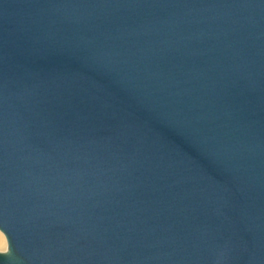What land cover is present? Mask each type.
<instances>
[{
	"label": "water",
	"instance_id": "95a60500",
	"mask_svg": "<svg viewBox=\"0 0 264 264\" xmlns=\"http://www.w3.org/2000/svg\"><path fill=\"white\" fill-rule=\"evenodd\" d=\"M0 264H264V0H0Z\"/></svg>",
	"mask_w": 264,
	"mask_h": 264
},
{
	"label": "bare ground",
	"instance_id": "6f19581e",
	"mask_svg": "<svg viewBox=\"0 0 264 264\" xmlns=\"http://www.w3.org/2000/svg\"><path fill=\"white\" fill-rule=\"evenodd\" d=\"M5 240V239H4ZM4 240L2 239V237L0 236V249L1 250H3L4 248H5V250H6V248H7V246H6V244H5V242H4ZM4 250V251H5ZM4 251H2V252H4Z\"/></svg>",
	"mask_w": 264,
	"mask_h": 264
},
{
	"label": "rangeland",
	"instance_id": "374dc122",
	"mask_svg": "<svg viewBox=\"0 0 264 264\" xmlns=\"http://www.w3.org/2000/svg\"><path fill=\"white\" fill-rule=\"evenodd\" d=\"M0 236L2 237L3 240L5 239L4 236H3V234L1 232H0ZM4 242H5V240H4ZM5 244H6V242H5ZM4 250H5V248L3 250L0 249V252H2Z\"/></svg>",
	"mask_w": 264,
	"mask_h": 264
}]
</instances>
